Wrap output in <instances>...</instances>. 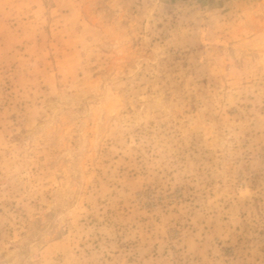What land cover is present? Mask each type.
Wrapping results in <instances>:
<instances>
[{"label":"rangeland","instance_id":"obj_1","mask_svg":"<svg viewBox=\"0 0 264 264\" xmlns=\"http://www.w3.org/2000/svg\"><path fill=\"white\" fill-rule=\"evenodd\" d=\"M0 264H264V0H0Z\"/></svg>","mask_w":264,"mask_h":264}]
</instances>
